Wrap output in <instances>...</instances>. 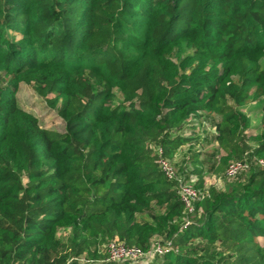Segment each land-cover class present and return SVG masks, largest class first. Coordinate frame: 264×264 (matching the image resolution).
<instances>
[{
  "label": "trees",
  "instance_id": "16d2710c",
  "mask_svg": "<svg viewBox=\"0 0 264 264\" xmlns=\"http://www.w3.org/2000/svg\"><path fill=\"white\" fill-rule=\"evenodd\" d=\"M21 83L63 132L21 108ZM201 114L219 170L264 160V0H0V264H131L105 262L115 239L172 244L144 264H264V169L189 215L160 169L156 148L172 161Z\"/></svg>",
  "mask_w": 264,
  "mask_h": 264
},
{
  "label": "rangeland",
  "instance_id": "374dc122",
  "mask_svg": "<svg viewBox=\"0 0 264 264\" xmlns=\"http://www.w3.org/2000/svg\"><path fill=\"white\" fill-rule=\"evenodd\" d=\"M191 53L192 52L181 53V58H178L180 52L178 49H174V51L172 52L169 58L174 64L177 65V67H179L180 69H182V71H184L183 68L180 66L181 62ZM195 65H196L195 61L192 62V64H190L189 67L187 66L186 71L190 72L194 67H196ZM17 98L19 100V104L21 108H23L28 113L35 115L39 119L40 125L43 128L58 133L64 131V123L61 120V118L57 115V113L54 110H52L48 106L44 98L37 95V93L31 86L25 83H21L18 88ZM246 113L249 116L252 125V128L246 132L248 134L247 137L249 138L248 145L251 148V150L246 153V155H248L251 154L252 151H254L255 149V144L250 140V138L259 134L261 130V126H262L261 107L257 105H253L249 111H246ZM202 115L201 117H203ZM208 120H210V118H208ZM191 121L193 122L194 120ZM197 122L201 123L199 125L200 127H195L196 126L195 122L192 124L190 123L189 129L184 130V132L182 131L180 136H184L186 138L188 136L189 137L194 136L195 138H200L198 139V142L196 143L194 149L195 151L202 153L206 148L205 151L206 153L202 155L204 159H202L201 161L198 160L199 163L197 162L195 164L194 169L192 168L189 169L190 172L189 171L186 172V168L188 169L187 164L190 163V161L186 158L188 156V152H185L184 154L180 155L177 158L176 163L179 164L178 168L176 163L170 160V164L176 170L177 176L179 178L185 179V181H190L193 178L195 182H198L199 178L198 175H196L197 173L196 169H200V171H202L201 176L204 179V184H203V188H200L199 190L203 193V195H208L209 189H211L212 187L227 191L232 187L236 186L238 183L245 182L250 171L253 168L262 169L257 167L255 164H251L250 165L251 169L249 171L244 172L235 179L228 178L226 175L228 166L225 168V165H222V167H220L221 169L219 170V165L221 163L223 152L216 145H214L215 141H214V136L212 135L216 134L214 133L215 131L214 127L216 125L215 121L212 122L209 121V124L207 125L206 123L207 121H204L203 118H199V120L196 121V123ZM208 127L210 130L208 129ZM191 140H196V139L192 138ZM191 152L193 153L194 150H192ZM156 153L159 155L160 149L156 148ZM253 161L254 159L249 162L251 163ZM153 210L154 212H158V213H161L162 211L159 209L158 205H154ZM146 218L147 216L144 215L140 216V219H146ZM258 241L261 243L262 246H264L263 239H259ZM106 248L107 245H105V253H107Z\"/></svg>",
  "mask_w": 264,
  "mask_h": 264
},
{
  "label": "built area",
  "instance_id": "2783aa9c",
  "mask_svg": "<svg viewBox=\"0 0 264 264\" xmlns=\"http://www.w3.org/2000/svg\"><path fill=\"white\" fill-rule=\"evenodd\" d=\"M163 153L160 149L159 153V166L165 175V178L170 181H177L179 185L180 199L184 204L187 214H193L195 210V203L203 200L207 195L195 187V180L192 178L190 181H185L177 176L176 170L170 164V161L162 157ZM255 164L257 167L264 169L263 159H254L253 162H249L247 158L241 161L232 162L226 171V175L230 179H235L239 175L250 170V165ZM189 221L186 220L184 227L189 225ZM107 259L105 262H129L131 264H144L148 261L154 260L156 257H161L172 251V244L167 242L162 244L161 241H157L151 249L144 252L137 247H128L125 244L119 242L118 239L110 241L107 245Z\"/></svg>",
  "mask_w": 264,
  "mask_h": 264
},
{
  "label": "crops",
  "instance_id": "0c3cea01",
  "mask_svg": "<svg viewBox=\"0 0 264 264\" xmlns=\"http://www.w3.org/2000/svg\"><path fill=\"white\" fill-rule=\"evenodd\" d=\"M254 105H256V104H254ZM202 115V114H201ZM203 117H201V118H203V120L204 121H207L206 123H207V125L209 124V121H215V124L218 122V118L217 117H215V116H210V115H207V114H203L202 115ZM208 118H210V120H208ZM198 121V120H197ZM195 124H196V126L195 127H200L199 125L201 124V123H199V122H195ZM208 129H209V127H208ZM214 129H215V127H214ZM186 130H188V129H186ZM210 130V129H209ZM205 133V132H204ZM214 133H215V131H214ZM249 133V132H248ZM212 136H214V141H215V138H216V134L215 135H212ZM186 138V137H185ZM192 138H194V139H196V140H191L190 142H188V143H186L185 145H182V146H180L179 148H178V151H177V153H176V155H175V157H174V159L172 160L173 162H175L176 163V160H177V158L180 156V155H182V154H184L185 152H188V156L186 157L189 161H190V163H188L187 164V166H188V169L186 168V172H190V168H192V169H194V166H195V164L198 162L199 163V161H201L202 159H204V157H202V155H204L206 152V148L204 149V151L201 153V152H197V151H195V149H194V147H195V145H196V143L198 142V139H200V138H195L194 136L193 137H187V139H192ZM203 144V143H202ZM214 145H216L218 148H219V146H218V144L215 142L214 143ZM187 150H189V151H187ZM192 150H194V152L192 153L191 151ZM196 158V159H195ZM199 160V161H198ZM196 161V162H195ZM194 162V163H193ZM176 165H177V168L179 167V164L178 163H176Z\"/></svg>",
  "mask_w": 264,
  "mask_h": 264
}]
</instances>
